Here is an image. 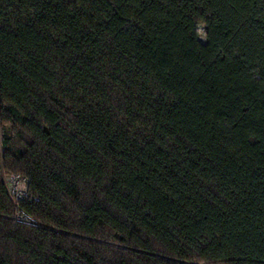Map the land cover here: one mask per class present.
Returning <instances> with one entry per match:
<instances>
[{
	"label": "trees",
	"instance_id": "1",
	"mask_svg": "<svg viewBox=\"0 0 264 264\" xmlns=\"http://www.w3.org/2000/svg\"><path fill=\"white\" fill-rule=\"evenodd\" d=\"M201 260L264 264V0H0V264Z\"/></svg>",
	"mask_w": 264,
	"mask_h": 264
},
{
	"label": "clouds",
	"instance_id": "2",
	"mask_svg": "<svg viewBox=\"0 0 264 264\" xmlns=\"http://www.w3.org/2000/svg\"><path fill=\"white\" fill-rule=\"evenodd\" d=\"M3 171V177L8 182L9 187H12L13 182L15 181V187L17 190H22L26 188L27 177L24 176V173L19 171H12L11 169L5 168ZM200 264H205V261L201 260Z\"/></svg>",
	"mask_w": 264,
	"mask_h": 264
},
{
	"label": "built area",
	"instance_id": "3",
	"mask_svg": "<svg viewBox=\"0 0 264 264\" xmlns=\"http://www.w3.org/2000/svg\"><path fill=\"white\" fill-rule=\"evenodd\" d=\"M7 183V189H9V192L11 194V196L13 197V200L18 202V200L20 199H24L28 196V181H26V188L25 189H22V190H17L16 187H15V181L13 182V185L12 187H9L8 185V182L6 181ZM21 219V220H25V219H28L27 215L25 213H22V212H18V215H17V219Z\"/></svg>",
	"mask_w": 264,
	"mask_h": 264
},
{
	"label": "rangeland",
	"instance_id": "4",
	"mask_svg": "<svg viewBox=\"0 0 264 264\" xmlns=\"http://www.w3.org/2000/svg\"><path fill=\"white\" fill-rule=\"evenodd\" d=\"M198 29H199V31H200V35H199L200 40H201V41H205V40H206V31H205V27H204L203 25H199V26H198Z\"/></svg>",
	"mask_w": 264,
	"mask_h": 264
}]
</instances>
